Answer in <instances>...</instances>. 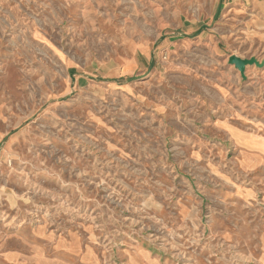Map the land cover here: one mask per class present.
<instances>
[{
	"label": "rangeland",
	"instance_id": "obj_1",
	"mask_svg": "<svg viewBox=\"0 0 264 264\" xmlns=\"http://www.w3.org/2000/svg\"><path fill=\"white\" fill-rule=\"evenodd\" d=\"M0 132V264H264V0H0Z\"/></svg>",
	"mask_w": 264,
	"mask_h": 264
},
{
	"label": "water",
	"instance_id": "obj_2",
	"mask_svg": "<svg viewBox=\"0 0 264 264\" xmlns=\"http://www.w3.org/2000/svg\"><path fill=\"white\" fill-rule=\"evenodd\" d=\"M228 63L233 64L237 68L240 74L244 77V70L247 65L255 64L258 67L262 66V63L258 62L254 57L250 58H240L235 55H230L228 57Z\"/></svg>",
	"mask_w": 264,
	"mask_h": 264
},
{
	"label": "crops",
	"instance_id": "obj_3",
	"mask_svg": "<svg viewBox=\"0 0 264 264\" xmlns=\"http://www.w3.org/2000/svg\"><path fill=\"white\" fill-rule=\"evenodd\" d=\"M6 141L7 140L5 138V135L2 132H0V150L2 151L7 150L6 148L10 145V141L9 140L7 142Z\"/></svg>",
	"mask_w": 264,
	"mask_h": 264
}]
</instances>
